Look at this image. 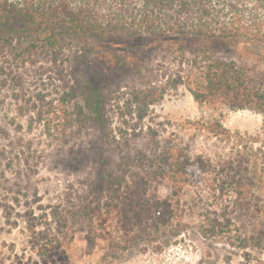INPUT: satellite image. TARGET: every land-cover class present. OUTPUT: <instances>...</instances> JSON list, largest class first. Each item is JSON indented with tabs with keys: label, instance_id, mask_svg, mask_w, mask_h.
Here are the masks:
<instances>
[{
	"label": "trees",
	"instance_id": "16d2710c",
	"mask_svg": "<svg viewBox=\"0 0 264 264\" xmlns=\"http://www.w3.org/2000/svg\"><path fill=\"white\" fill-rule=\"evenodd\" d=\"M97 35H149L175 48L187 71L186 79H176L173 87L184 84L197 104L210 111L199 133L230 138L231 131L214 114L224 109L253 111L264 121L263 56L249 61L245 52L221 51L223 44L234 41L264 49V0H0L3 58L15 43L25 63L62 57L85 63ZM60 84L54 91L17 95V111L47 137L91 156L87 184L92 191L83 193L80 216L96 233L93 237L105 243L107 258L114 254L120 232L126 242L156 233L179 237L191 222L206 238L264 246V237L255 241L264 230L257 163L240 166L237 157L227 161L194 154L179 132L163 137L145 124L152 106L164 99L166 85L105 91L79 81ZM235 146L246 151L243 139ZM242 167L244 176L229 173ZM223 172L231 186L219 194L215 175ZM160 185H167V195L158 193ZM191 185L214 190L211 203L199 199L204 204L195 222L186 219L181 199ZM226 192L235 198L225 200ZM58 212L44 218L31 212L25 219L29 243L43 255L58 248L71 251L72 219Z\"/></svg>",
	"mask_w": 264,
	"mask_h": 264
},
{
	"label": "rangeland",
	"instance_id": "374dc122",
	"mask_svg": "<svg viewBox=\"0 0 264 264\" xmlns=\"http://www.w3.org/2000/svg\"><path fill=\"white\" fill-rule=\"evenodd\" d=\"M93 44L94 52L85 63L77 59L67 62L65 57L25 63L15 43L8 49V56L3 58L0 54V67L5 69L0 70V264H264V246L206 238L192 222L179 237L156 233L144 240L126 242L120 232L114 254L107 258L105 243L93 237L96 233L87 219L80 216L83 193L92 191L87 184L92 174L91 156L85 150H74L54 141L29 116H21L17 111V95H33L41 89L54 91L67 81H79L105 91L166 85L164 99L152 106L145 124L163 137L179 132L194 154L205 153L227 161L229 157H237L240 166L257 163L261 169L259 193L262 196L264 121L261 114L253 111L224 109L214 114L231 131L230 138L199 133L197 128L209 117L210 111L197 104L184 84L177 89L173 87L176 79H186L187 71L175 48L149 35H97ZM221 51L227 55L245 52L249 61H255L257 56L264 59V49L246 41L223 44ZM238 139H243L246 151L238 152L235 146ZM223 173L215 175L219 179L216 182L219 194L231 186L230 178ZM229 173L239 177L246 175L247 170L242 167ZM156 190L160 195H167L169 191L167 185H160ZM210 191L203 185L186 187L181 199L188 221H198L204 204L199 199L211 203L214 190ZM94 194L100 199V193ZM225 194V200L235 198L231 192ZM58 210L72 219L71 251L67 253L58 248L43 255L29 243L25 219L31 212L44 218L45 214ZM191 211L198 212L190 216ZM263 237L264 230L255 241Z\"/></svg>",
	"mask_w": 264,
	"mask_h": 264
}]
</instances>
